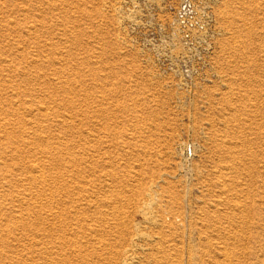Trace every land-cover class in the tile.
Returning <instances> with one entry per match:
<instances>
[{"label": "rangeland", "instance_id": "rangeland-1", "mask_svg": "<svg viewBox=\"0 0 264 264\" xmlns=\"http://www.w3.org/2000/svg\"><path fill=\"white\" fill-rule=\"evenodd\" d=\"M0 264H264V0H0Z\"/></svg>", "mask_w": 264, "mask_h": 264}, {"label": "bare ground", "instance_id": "bare-ground-1", "mask_svg": "<svg viewBox=\"0 0 264 264\" xmlns=\"http://www.w3.org/2000/svg\"><path fill=\"white\" fill-rule=\"evenodd\" d=\"M244 1V0H243ZM253 2V1H252ZM231 138V137H230ZM226 152V151H225ZM231 166V165H230ZM223 169V168H222ZM215 173H218V172H215ZM219 174V173H218ZM222 183V182H221ZM50 195V194H49ZM152 198V197H151ZM244 198V197H243ZM143 206V205H142ZM144 209H145V207L143 208V211H144ZM172 210V209H171ZM146 211V210H145ZM149 212V211H148ZM143 214H144V216L146 217V218H149V220L151 221L152 220V217H150V216H147V212H143ZM122 220V219H121ZM148 220V221H149ZM153 221V220H152ZM154 222V221H153ZM149 223V222H148ZM150 223H152V222H150ZM145 224V223H144ZM139 225H137V227H138ZM141 226V225H140ZM144 237H146V236H144ZM142 238V237H141ZM199 239V238H198ZM151 241H152V239H151ZM190 244V243H189ZM188 246H190L191 247V245H188ZM183 247V246H182ZM194 248V247H193ZM189 249V248H188ZM191 249V248H190ZM127 253V252H126ZM227 253V252H226ZM190 257V256H189ZM228 257H229V255H228ZM231 257V256H230ZM155 259V258H154ZM225 259V258H224ZM229 259V258H228ZM231 259V258H230ZM191 261V260H190ZM128 262V261H127Z\"/></svg>", "mask_w": 264, "mask_h": 264}]
</instances>
